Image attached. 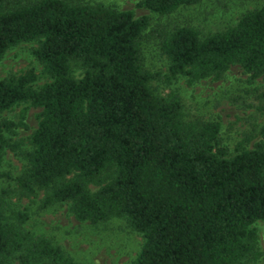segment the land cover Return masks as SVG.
Here are the masks:
<instances>
[{
  "label": "trees",
  "instance_id": "16d2710c",
  "mask_svg": "<svg viewBox=\"0 0 264 264\" xmlns=\"http://www.w3.org/2000/svg\"><path fill=\"white\" fill-rule=\"evenodd\" d=\"M201 0H142L169 16ZM150 18L83 0H0V63L24 43L34 69L0 80V111L42 109L31 149L21 151L0 121V181L7 150L26 165L17 178L26 197L44 192L43 209L68 204L93 225L125 219L143 237L133 264H248L261 258L254 225L264 223V125L236 154L215 121H188L179 93L157 95L158 75L143 65ZM168 61L164 80H219L234 66L264 81V6L202 37L192 27L158 32ZM80 68V78L74 69ZM259 111L264 91L257 89ZM31 216L0 195V264H80L52 240L24 229Z\"/></svg>",
  "mask_w": 264,
  "mask_h": 264
},
{
  "label": "rangeland",
  "instance_id": "374dc122",
  "mask_svg": "<svg viewBox=\"0 0 264 264\" xmlns=\"http://www.w3.org/2000/svg\"><path fill=\"white\" fill-rule=\"evenodd\" d=\"M83 1L102 3L120 11H134L137 18H150L151 27L142 39L141 48L144 67L158 75L151 83L152 89L162 97L171 92L179 93L188 121L200 119L218 122L221 125V143L229 149L231 155L236 154L238 146L248 136H257L264 125V112L257 109L260 102L255 91H264V81L258 79L251 82L249 74L241 67L234 66L219 80L211 78L189 85L186 78L179 77L168 84L164 80L168 73V61L160 51L158 32L188 26L206 37L236 24L248 11L264 6V0H201L169 16L154 14L138 7L142 0ZM36 47L37 43L31 42L10 49L0 63V80L10 74L34 69L38 75L36 86L47 83L43 67L33 56ZM82 74V69H74L76 78ZM41 112L42 109L25 104L0 111V121H10L16 125L13 133H6L9 142L19 145L21 151L30 150V138L38 128ZM25 165L21 152L7 150L0 181V195L10 208L30 214V220L23 226L25 230L52 240L80 264H133L142 248L143 237L131 230L125 219L93 225L78 220L68 204L43 209L41 203L44 192L37 197H26L18 189L17 178ZM254 227L258 231L262 256L257 262L248 264H264V223L257 222Z\"/></svg>",
  "mask_w": 264,
  "mask_h": 264
}]
</instances>
